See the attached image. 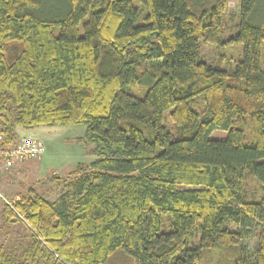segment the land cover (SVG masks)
Wrapping results in <instances>:
<instances>
[{
    "label": "trees",
    "instance_id": "16d2710c",
    "mask_svg": "<svg viewBox=\"0 0 264 264\" xmlns=\"http://www.w3.org/2000/svg\"><path fill=\"white\" fill-rule=\"evenodd\" d=\"M139 1L0 0L6 142L84 124L95 155L55 200L2 206L28 238L0 245V264H105L120 248L135 264H264V0H240L228 36L229 0ZM203 42L244 56L213 65Z\"/></svg>",
    "mask_w": 264,
    "mask_h": 264
},
{
    "label": "rangeland",
    "instance_id": "374dc122",
    "mask_svg": "<svg viewBox=\"0 0 264 264\" xmlns=\"http://www.w3.org/2000/svg\"><path fill=\"white\" fill-rule=\"evenodd\" d=\"M134 3L136 6H141L139 0H134ZM228 5L229 13L225 21L228 28L225 36L236 32L237 28L232 31L230 29L240 20V0H229ZM262 16H264V11L259 10L256 19H262ZM229 50L232 51L231 54L228 53ZM243 56V47L240 43L234 49L226 45L217 46L204 42L201 45V58L225 69L234 67ZM160 61H149L148 64L158 68ZM261 67L264 69V47ZM170 110L165 112L164 125L174 136H178L177 126L169 116ZM16 132V140L11 144L7 142L10 146L22 142L23 139L33 138L41 142L44 149L37 156L16 162L9 168H4L0 163V245L6 246L26 240L28 232L25 225L21 223L13 228L12 233L7 232L1 210L5 203H13L17 198L27 196L31 189L49 200H55L69 186L74 178L72 172L78 168V165L83 166L84 169L95 158L92 152L94 144L89 141L84 124L42 125L30 130L17 127ZM227 136L228 131L224 129H215L211 132V138L225 139ZM4 137L6 139V135ZM249 184L254 187L257 183L255 179L250 178ZM194 239L195 237L191 242ZM245 241L250 249L254 248L256 235L253 228L249 230ZM105 264H135V259L120 248L109 256Z\"/></svg>",
    "mask_w": 264,
    "mask_h": 264
},
{
    "label": "built area",
    "instance_id": "2783aa9c",
    "mask_svg": "<svg viewBox=\"0 0 264 264\" xmlns=\"http://www.w3.org/2000/svg\"><path fill=\"white\" fill-rule=\"evenodd\" d=\"M9 144L6 142L4 134L0 132V163L4 168L35 157L44 149L42 143L33 138L23 139L22 142L15 145L10 146Z\"/></svg>",
    "mask_w": 264,
    "mask_h": 264
}]
</instances>
